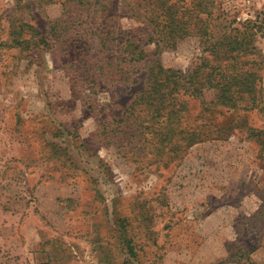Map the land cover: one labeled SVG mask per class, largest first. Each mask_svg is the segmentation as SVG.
Returning <instances> with one entry per match:
<instances>
[{"label":"rangeland","instance_id":"1","mask_svg":"<svg viewBox=\"0 0 264 264\" xmlns=\"http://www.w3.org/2000/svg\"><path fill=\"white\" fill-rule=\"evenodd\" d=\"M155 1L0 0V264H264V0H173L208 34L190 25L174 49L150 39ZM238 52L260 106L222 118L243 122L226 140L151 163L112 134L150 60L187 72Z\"/></svg>","mask_w":264,"mask_h":264},{"label":"trees","instance_id":"2","mask_svg":"<svg viewBox=\"0 0 264 264\" xmlns=\"http://www.w3.org/2000/svg\"><path fill=\"white\" fill-rule=\"evenodd\" d=\"M206 2L212 4L213 0ZM178 4L173 0H156L154 9L144 15V20L153 27L152 43L158 48L174 49L180 41L192 35L194 30L190 25H193L194 28L205 29L201 31L202 44L205 45L207 42L203 43V39L208 36L207 26L198 22L206 24V12L195 11L185 3ZM197 23L200 25L196 26ZM23 32L24 27L16 34L19 39L12 43L19 46L28 43L29 40L22 37ZM36 39H39V50L46 51L44 39ZM244 42L243 39L235 40L233 49H238ZM204 50H209V46L206 45ZM141 55L143 58L139 56V61L146 60V53L141 52ZM251 64L239 52L230 61L222 63H211L208 58H203L187 72L165 68L157 59L150 60L146 88L138 94L126 114L115 121L118 127L112 129V134L125 137L135 155L138 152L146 156L145 152L149 150L150 158L148 156L147 159L151 163L164 155L180 157L182 151L199 143L226 140L227 132L232 134L239 124L243 126V122L238 116V120L222 118L230 111L249 112L260 106L258 72L254 65L250 67ZM97 65L93 70H97ZM210 91L214 92V97L208 101L206 93ZM196 102L201 110L194 117L190 111L192 103ZM254 137L253 140L258 141L264 151V132ZM155 150L158 154L156 160L152 158ZM130 257L133 259L135 256Z\"/></svg>","mask_w":264,"mask_h":264}]
</instances>
